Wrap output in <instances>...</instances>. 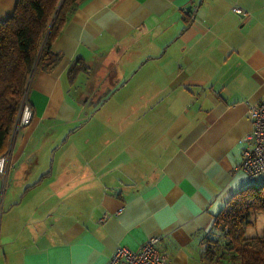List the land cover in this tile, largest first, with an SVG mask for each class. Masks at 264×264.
<instances>
[{
  "label": "crops",
  "instance_id": "crops-1",
  "mask_svg": "<svg viewBox=\"0 0 264 264\" xmlns=\"http://www.w3.org/2000/svg\"><path fill=\"white\" fill-rule=\"evenodd\" d=\"M51 49L0 178V264H106L151 236L169 264H202L214 215L251 184L264 0H76Z\"/></svg>",
  "mask_w": 264,
  "mask_h": 264
},
{
  "label": "trees",
  "instance_id": "trees-1",
  "mask_svg": "<svg viewBox=\"0 0 264 264\" xmlns=\"http://www.w3.org/2000/svg\"><path fill=\"white\" fill-rule=\"evenodd\" d=\"M75 1L17 0L12 14L0 20V154L8 146L32 74L37 69L49 72L57 63L51 44ZM257 216L264 221V179L235 192L214 215L202 237V264H264V222L248 231L256 227Z\"/></svg>",
  "mask_w": 264,
  "mask_h": 264
},
{
  "label": "built area",
  "instance_id": "built-area-1",
  "mask_svg": "<svg viewBox=\"0 0 264 264\" xmlns=\"http://www.w3.org/2000/svg\"><path fill=\"white\" fill-rule=\"evenodd\" d=\"M231 10L241 16L246 14L238 6H233ZM247 113L251 129L243 138L246 141V146L242 151V158L238 168L243 170L251 181H254L264 176V98L257 103L251 104ZM32 114L33 110L28 100L27 84L20 97L18 110L10 131L9 144L6 150L0 154V178L2 184L6 181L12 162L14 138L20 128L30 123ZM121 209L118 211H121ZM108 215L109 213L105 212L100 220H104ZM160 240V236L148 237L135 250L118 246L112 252L106 264H169L170 259L168 254L159 248Z\"/></svg>",
  "mask_w": 264,
  "mask_h": 264
},
{
  "label": "rangeland",
  "instance_id": "rangeland-1",
  "mask_svg": "<svg viewBox=\"0 0 264 264\" xmlns=\"http://www.w3.org/2000/svg\"><path fill=\"white\" fill-rule=\"evenodd\" d=\"M97 117L100 118L101 116L98 115ZM257 217L258 218H257L256 227L250 228L248 231H255V230H258V229H260L262 227L264 221L262 220V218L260 216H257Z\"/></svg>",
  "mask_w": 264,
  "mask_h": 264
},
{
  "label": "water",
  "instance_id": "water-1",
  "mask_svg": "<svg viewBox=\"0 0 264 264\" xmlns=\"http://www.w3.org/2000/svg\"><path fill=\"white\" fill-rule=\"evenodd\" d=\"M188 9H190V7H188Z\"/></svg>",
  "mask_w": 264,
  "mask_h": 264
},
{
  "label": "bare ground",
  "instance_id": "bare-ground-1",
  "mask_svg": "<svg viewBox=\"0 0 264 264\" xmlns=\"http://www.w3.org/2000/svg\"><path fill=\"white\" fill-rule=\"evenodd\" d=\"M28 125V124H27Z\"/></svg>",
  "mask_w": 264,
  "mask_h": 264
}]
</instances>
